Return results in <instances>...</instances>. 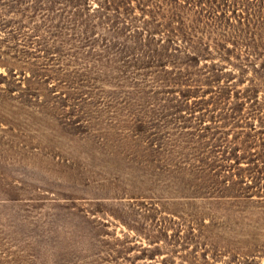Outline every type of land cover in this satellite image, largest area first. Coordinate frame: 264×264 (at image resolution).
<instances>
[{
    "label": "rangeland",
    "instance_id": "obj_1",
    "mask_svg": "<svg viewBox=\"0 0 264 264\" xmlns=\"http://www.w3.org/2000/svg\"><path fill=\"white\" fill-rule=\"evenodd\" d=\"M0 264H264V0H0Z\"/></svg>",
    "mask_w": 264,
    "mask_h": 264
}]
</instances>
